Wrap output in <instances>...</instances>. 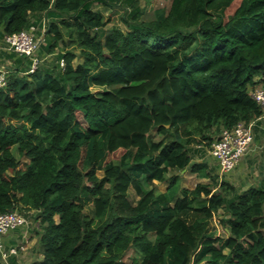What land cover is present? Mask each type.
Instances as JSON below:
<instances>
[{
    "label": "trees",
    "instance_id": "1",
    "mask_svg": "<svg viewBox=\"0 0 264 264\" xmlns=\"http://www.w3.org/2000/svg\"><path fill=\"white\" fill-rule=\"evenodd\" d=\"M141 1L0 0V41L45 35L34 71L8 52L0 214L39 221L30 264H264V185L241 190L194 153L263 115L264 0H172L151 17ZM98 2L123 6L126 29ZM185 169L212 181L180 188Z\"/></svg>",
    "mask_w": 264,
    "mask_h": 264
},
{
    "label": "built area",
    "instance_id": "2",
    "mask_svg": "<svg viewBox=\"0 0 264 264\" xmlns=\"http://www.w3.org/2000/svg\"><path fill=\"white\" fill-rule=\"evenodd\" d=\"M46 20L42 24V31L45 30ZM41 28L38 25H31L30 28L21 30L4 38V48L8 51H15L21 56L31 59L29 71L37 69L41 59L37 53L39 51V41L43 35L38 34ZM63 64V61H62ZM8 80V69L0 65V87L5 86ZM251 95L261 105L264 111V87L257 85L250 89ZM264 116V112L263 115ZM255 120L239 121L232 127L223 128L212 146L208 149L218 161V175L225 177L234 171L239 161L248 152L251 143L254 140ZM224 179V178H223ZM222 180V179H221ZM29 216L19 210L7 211L0 214V263L11 264L10 257L17 255L21 245L7 246L4 236L14 230L25 229L24 238L31 226Z\"/></svg>",
    "mask_w": 264,
    "mask_h": 264
},
{
    "label": "rangeland",
    "instance_id": "3",
    "mask_svg": "<svg viewBox=\"0 0 264 264\" xmlns=\"http://www.w3.org/2000/svg\"><path fill=\"white\" fill-rule=\"evenodd\" d=\"M142 6L146 5L145 3V0H142ZM171 4H172V0H151L150 4L147 5V11H148V15L149 17H151L154 13V10L155 9H158V8H165L167 10L170 9L171 7ZM95 7L97 9H100L104 12L105 16L107 17V19H110L109 21V24H108V27L116 24L124 29H126V24L123 20V15L125 14V8L123 6H115V7H109V6H106L104 3L102 2H98L95 4ZM41 32L39 31V34ZM4 43L3 41H0V51H3L4 55H6L7 59L9 61L6 62V64L8 65H11L12 62L10 61H13V59H11L9 57V53L6 52L3 48H4ZM77 53H79V50H75ZM82 57L81 56H78L75 60V63L79 62V61H82ZM1 62V60H0ZM1 65V64H0ZM154 136L155 137H158V134H156V132H154ZM201 137H199L198 139H200ZM194 147H196V149H199V148H202V145L199 144V142H195L194 144ZM14 152H16L17 156L20 157V155L18 154L16 148L14 149ZM197 151H195V159L196 160H201V155H198L196 153ZM200 152V151H199ZM121 155V151H115L111 154V157L112 158H118L119 156ZM206 159V158H205ZM252 161L248 160V166L247 168L238 176V177H235L232 178L230 176V174H226L225 177H223L224 179H227V180H230L232 183H234L237 187H239V189L243 190L245 188H248L250 186H253V185H257L258 181H259V177H257V174H261L263 173V171H259V169H254V167H252ZM100 175L103 173L102 171L99 172ZM217 172L215 171V169L213 170V175L216 174ZM179 174H180V182H179V187H183V186H187V187H195L196 184L199 182V181H204V182H211L212 179L211 178H201L200 175L198 173H195L191 170H182V171H179ZM223 178H220L219 179H223ZM158 184V187L160 190L162 191H167L168 190V183L166 182H156ZM130 198L134 201H138L140 199V196H138L134 190H131L130 191ZM92 207H93V204H89L88 207L86 208L87 211L89 213H93V210H92ZM223 215V210H219V212L216 214V217H215V221L214 223L212 224V226L216 227L217 228V231H218V234L219 235H223L225 236L226 235V228L221 224V222H219V218L222 217ZM56 218L58 219L59 216L57 215ZM35 229L37 230V228H39V221H37L34 225ZM28 244V241L25 240V243L21 244V247L23 246V248L26 249V246ZM36 254V251L35 253ZM136 253L134 251V249H130L128 251V253L126 254V257H125V260L129 263H131L133 261V258L135 257Z\"/></svg>",
    "mask_w": 264,
    "mask_h": 264
},
{
    "label": "crops",
    "instance_id": "4",
    "mask_svg": "<svg viewBox=\"0 0 264 264\" xmlns=\"http://www.w3.org/2000/svg\"><path fill=\"white\" fill-rule=\"evenodd\" d=\"M6 52H9L8 49L3 48ZM3 51H0V64L8 67L6 64L7 61H9L6 57V55L3 54ZM11 62V61H10ZM216 140V138H215ZM196 151V150H195ZM198 155H201V160L199 161H206L213 170L215 169L216 172H218V161L217 159L210 154L208 150L206 151H197ZM206 158V159H205ZM248 160L252 161V167L254 169H259V171H263L262 175L257 174V177H259V181L257 185H264V116H261L259 119L255 122L254 127V140L250 145V148L248 152L242 157V159L237 164L236 168L233 172L230 173V176L232 178L238 177L248 166ZM188 170V169H185ZM196 173V172H195ZM201 178H208V177H202ZM230 181V180H229ZM204 182V181H199ZM198 182V183H199ZM197 185V184H196ZM254 186V185H253ZM187 187V186H185ZM192 188V187H191ZM31 226L28 228V233H26V237L24 238V231L25 229H18L11 231L7 233L4 236V241L7 246L11 245H21L25 243V240L28 241V244L26 246V249H19V253L17 255H13L10 257L11 264H30L35 260H39L43 257V254L40 252L39 249V237H40V229H35L33 222L31 220ZM36 251V254H34ZM14 260V262H13Z\"/></svg>",
    "mask_w": 264,
    "mask_h": 264
},
{
    "label": "water",
    "instance_id": "5",
    "mask_svg": "<svg viewBox=\"0 0 264 264\" xmlns=\"http://www.w3.org/2000/svg\"><path fill=\"white\" fill-rule=\"evenodd\" d=\"M45 38V35H43L39 41V44L43 41V39Z\"/></svg>",
    "mask_w": 264,
    "mask_h": 264
}]
</instances>
